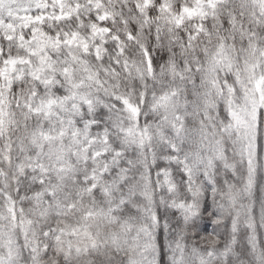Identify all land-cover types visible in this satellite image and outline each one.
I'll use <instances>...</instances> for the list:
<instances>
[{"label":"clouds","instance_id":"obj_1","mask_svg":"<svg viewBox=\"0 0 264 264\" xmlns=\"http://www.w3.org/2000/svg\"><path fill=\"white\" fill-rule=\"evenodd\" d=\"M0 264H264V0H0Z\"/></svg>","mask_w":264,"mask_h":264}]
</instances>
